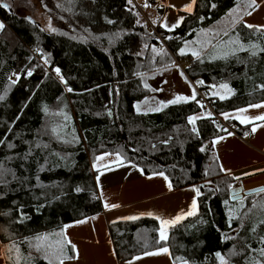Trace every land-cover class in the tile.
<instances>
[{
	"label": "trees",
	"instance_id": "16d2710c",
	"mask_svg": "<svg viewBox=\"0 0 264 264\" xmlns=\"http://www.w3.org/2000/svg\"><path fill=\"white\" fill-rule=\"evenodd\" d=\"M135 2L41 0L43 11L57 30L52 32L41 31L38 23L0 6V21L5 25L0 31V95L4 96L0 101V141H4L0 143V164L10 169L0 182V239L4 245L10 239L20 244L25 257L31 254L35 258L33 264L47 261L23 242L25 237L32 241L37 234L59 231L66 224L103 212L91 164L105 152L120 153L124 163L140 167L145 175L163 171L175 189L196 185L202 192L199 212L169 228L166 241L159 240L158 225L151 220L114 226L121 259L166 246L175 262L219 264L215 252L228 257L234 245L236 251L242 246L241 240L223 239L222 234L251 235L248 224L238 228L237 219L232 220L231 229L228 227V207H238V203L231 200L232 189L227 184L234 187L238 181L219 172L211 141L230 131L240 136L250 133V126L222 122L219 116L264 101V88L260 87L264 84V53L250 57L241 51L227 58L210 59L216 51L211 49L202 56L203 62L178 53L184 41L193 40L201 29L225 17L238 0H196L195 11L171 32L153 23L145 8ZM213 2L217 4L215 9L209 7ZM157 11L162 17L164 10ZM105 17L115 23L108 24ZM116 33L120 35L114 36ZM237 35L245 45L257 40L243 25L223 40ZM42 54L47 56L48 65L41 59ZM176 60L189 61L184 71L199 90L201 95L196 99L204 107L190 100L157 113H138L135 105L148 94L142 77ZM56 67L61 69L67 86L54 73ZM27 68L33 69L31 76L25 74ZM13 73H20L15 84ZM221 83H228L231 97L221 100L209 93L211 85ZM67 87L73 91L68 92ZM205 100L212 110L206 108ZM44 106L49 109L47 115ZM209 112L211 117H207ZM193 114L206 117L196 121L199 135L190 131L192 125L187 121ZM54 124L60 125L55 134L51 133ZM169 137L167 145L160 143ZM201 147L205 151H200ZM206 180L211 183L205 184ZM77 187L80 192L75 191ZM216 187L221 191L213 194ZM257 196L264 204L262 192L245 196L246 207L240 209L241 215L252 207V199ZM225 199L230 202L228 207L223 203ZM21 212L27 217L23 223L18 222ZM251 243L257 246L255 240ZM5 264L12 262L5 260ZM231 264H243L241 256H232Z\"/></svg>",
	"mask_w": 264,
	"mask_h": 264
},
{
	"label": "crops",
	"instance_id": "0c3cea01",
	"mask_svg": "<svg viewBox=\"0 0 264 264\" xmlns=\"http://www.w3.org/2000/svg\"><path fill=\"white\" fill-rule=\"evenodd\" d=\"M153 1L154 3L150 4V0H147L150 10L152 9L154 11L159 8L164 10L162 17H160L159 26L167 32L174 31L176 28L180 27L184 20L178 27L172 30L162 27V24L167 23L171 26L180 16H183L185 19L188 14L194 12L196 6L195 3L193 11L188 13L181 9L184 5L189 3V0ZM138 2L145 7L146 0H139ZM259 2L260 0L258 3ZM173 5L175 7H172ZM262 7H264V3H261L260 8L253 11L252 15L244 16V20L247 21L254 16L257 17L256 14ZM253 22L254 25L264 24V20L262 21L260 16ZM200 32L201 31L198 33ZM200 37H203V35L198 34L189 42L202 41ZM221 37H225L222 35V32L221 36L216 41L215 39L217 37L212 39L213 43H218ZM209 50H211V46L204 50L203 55ZM184 57L194 58L191 53H187ZM188 62L189 61H185L184 65L186 66ZM178 65L183 66L181 63ZM185 75L187 76L186 72ZM232 95L233 91L229 92L226 98ZM255 104H261L262 106L259 108L248 107L249 105L242 107L246 109L243 113L237 112V109L228 111L226 112L229 114L228 119H225L223 115L219 116L222 122L234 121L242 126H250V133L247 136H240L230 131V133H232L231 136L228 135V132L223 135L224 139L219 140L214 146L220 165L222 164L225 168L231 169L232 174L237 176H240L244 172L250 173L248 176H241V179L237 183L239 187H243L245 190L246 188L264 186V171H258V169H264V121L252 119L254 116L264 114V101ZM237 115L248 117V122L243 124L240 123V121L235 118ZM255 125L260 126L257 127L255 133H252L251 128ZM111 156L116 157V155ZM99 161L104 163L97 169L93 168V163ZM114 161H116L114 158H105V156H103L101 160L95 159L91 164L103 212L98 215L87 217L88 219L86 222L82 224H75V222L66 224L70 226L65 229V233L68 238L77 245L79 259L76 261H66L65 264H127L128 261H131L132 264H183L184 261L175 262L169 248L170 255L162 253L153 256H143L142 253L136 255L141 257L139 260H133L134 256L128 259H121L117 253L113 236V227L123 223H136L141 220H151L157 223L158 228H160V221L155 218L156 216L169 220L180 214L181 210L184 212L190 210L192 199L195 196V193L192 191V185L179 189L173 187L172 190H168L163 177L145 175L143 171L141 172L140 167L136 165L133 167L134 164L124 163L122 161L120 165H117ZM224 175L228 174L224 173ZM97 176L100 177L99 181L96 180ZM198 198L199 197H196V213L192 216H184L178 223L167 226L166 233L169 228L192 218L199 212ZM105 202L109 205L117 204L119 207L105 208ZM147 212H152L153 216L141 215V213ZM127 216H136L137 219H121ZM92 217L95 218L92 219ZM59 231H54L53 234ZM3 245L0 239V247H3ZM69 254H71L70 251ZM0 264H5L3 256H0ZM188 264L190 263L188 262Z\"/></svg>",
	"mask_w": 264,
	"mask_h": 264
},
{
	"label": "snow or ice",
	"instance_id": "6c2138e0",
	"mask_svg": "<svg viewBox=\"0 0 264 264\" xmlns=\"http://www.w3.org/2000/svg\"><path fill=\"white\" fill-rule=\"evenodd\" d=\"M92 2H95V0H92ZM128 3L131 4L132 0H128ZM196 0H189V3L184 5L182 7V11L191 13L193 11V6L195 5ZM261 3H264V0H260L258 3V0H244V7L243 10L241 9L239 0L235 4L234 7L229 8L227 12L225 13V16L229 18L228 20V26L224 30H222V35L223 36H229L230 32H234L236 28L239 25H243L244 28L252 30V34L257 36V40H249L247 45L240 40L239 36L237 35L235 39L229 38L228 40H223L221 37L220 41L218 43H213L212 39H205L203 42L197 41L196 43L199 44L200 50L196 49H191V55L196 58L197 60L202 61V55L204 54V50L207 49L209 46H211V49L213 50H219L223 48V52L219 54V58H227L229 55H236L238 52L245 51L249 54L250 57H256L261 53H264V24H250L246 20H244V16H250L252 15V12L255 11L256 9L260 8ZM4 8H9L10 6L8 4H2L0 5ZM147 0L145 2V7H148ZM45 7H47L45 5ZM57 7H61V5H57ZM172 7H175L174 5ZM210 8L215 9L217 7L216 3H210L209 5ZM70 10V9H66ZM138 15V13H137ZM27 20H29L32 23H35L34 21L31 20V17H26ZM106 22L108 24H114L115 21L111 19H107L105 17ZM201 21H203L204 17H199ZM184 20L183 16H180L177 18L175 23H173L171 26H169L167 23L162 24V27L169 28V30H172L180 25V23ZM155 22V21H154ZM139 23V21H137ZM5 28V25L3 22H0V30H3ZM48 28L50 31H57L55 28L51 27V24L49 23ZM43 31V29H41ZM202 32L205 33L207 36V33L209 31H214L216 36H221V32L217 30H206V29H201ZM66 35V33H65ZM119 33L114 34V36H119ZM75 39V37H73ZM166 39H171V37H165ZM260 41V42H257ZM189 41H184V47L178 48V53L179 55H185V48L188 47ZM144 47H148V45H144ZM37 52H40L41 50L39 48L36 49ZM153 52H156L157 49L155 47L152 48ZM161 52L164 50L161 49ZM137 55H142V53H137ZM217 55H211L210 59H216ZM31 59V58H29ZM41 59L43 60L45 65L49 64V60L47 56L41 55ZM174 63V62H173ZM178 67V66H177ZM25 71V74L27 76H31L33 74V69L32 68H27ZM54 73L56 76L59 78L61 83H64L67 86V81L64 78V76L61 74V69L59 67H56L53 69ZM181 76L184 77V73L181 71ZM47 75V73H45ZM13 76L16 77V79L12 80V83L15 84L17 80L20 78V73H13ZM187 79L186 77H184ZM196 83H203V81H196ZM146 88L149 87V85L145 84L144 85ZM213 88H216L217 85H212ZM221 89H226L228 92H231L232 90L229 89V86L227 83H221L219 86ZM261 88H264V84L260 85ZM68 92H72L73 89L71 87H67L66 89ZM162 89H154V91H159ZM196 91L195 88H192V95L191 96H186V95H180L177 94L175 95L172 99H169L167 101H159V106L157 107H150L147 110L148 111H161L162 107H165L167 105H174L178 104L180 102H188L189 100H195L196 104L199 105L201 108L204 107V105L201 103L200 100L196 99ZM213 95H219V93H213ZM219 98L221 100L225 99L226 97L224 95H219ZM147 99V98H146ZM4 100V96L0 95V101ZM261 104H250L248 107L252 108H259L261 107ZM43 112L45 115L49 113V109L47 106L43 107ZM137 112H139L141 109L139 107V104L136 106ZM237 112L243 113L246 111V109H237ZM99 114V113H98ZM211 113H207V117H211ZM221 115L224 116L225 119L229 118L228 113H221ZM206 117L200 116V115H189L187 117L188 124L192 125V128L190 131L192 133H196L199 135V131L197 129L196 121L199 119H204ZM237 120L240 121V123H247L248 122V117L242 116V115H237L235 117ZM65 119H67V116L65 115ZM252 119L255 120H261L264 121V114L254 116ZM214 124L216 123L214 120L212 121ZM260 125H255L251 128V132L255 133L257 130V127ZM60 125L54 124L51 127V133L55 134L58 132V128ZM219 127V126H218ZM221 131H227L226 129H220ZM45 134H48V129L47 127L45 128ZM249 133L245 132L244 135L247 136ZM229 136L232 135V133H228ZM169 139L162 140L160 143L167 145L169 143ZM223 136H216L214 139L211 141V145L214 147L216 143L219 140H223ZM0 143H4V141H0ZM9 147H12L11 144L8 145ZM153 148L156 146L153 144ZM200 151H205L204 147H201ZM112 155L111 153H103L102 156H97L95 159L96 160H101L103 156H109ZM117 159L114 161L117 165H120L123 161V158L120 156V153L115 154ZM218 159V157H216ZM135 167V165H133ZM93 168H97V165L95 162L93 163ZM143 169H141V172ZM258 171H264V169H258ZM10 172V169H7L3 166V164H0V182H3L4 176ZM219 172L221 173H226L231 176L232 180L239 181L241 179V176H248L250 173L244 172L240 176L232 174V170L229 168H225L222 164L219 166ZM14 175V174H13ZM153 176H160L163 177V179L166 182V186L168 190H172L173 184L169 177L163 172V171H158L154 172L152 174ZM151 178V177H150ZM100 177L97 176L96 180L99 181ZM211 181H205V184H210ZM228 189H232V194H231V200L236 201L238 203V207H228L229 206V200L225 199L223 201L224 205L228 207V227L231 229L232 225V220L237 219L239 221L238 228L244 229L245 225L248 224L249 227L247 228V231L251 234L250 236L247 237H240L239 234L237 233L234 236H227L222 234L223 239H237L241 240L242 246L240 247L239 251H236V246H233V249L229 250V255L226 257L223 255L221 252L217 251L215 252V256L219 261V264H231V257L239 255L241 256L243 260V264H264V204L257 205L256 203L252 204V207L249 208L246 212L243 213V215L240 214V209H244L246 205L244 204V197L238 194L234 188L232 183L227 184ZM76 192H80L81 188L77 187L75 189ZM192 191L195 193V196L192 199L190 210L187 212H184L181 210V213L176 215L173 219L165 220L162 219L160 216H156L155 218L160 221V228L158 229L159 231V240H167V233H166V227L169 225H174L178 223L181 219L184 218V216H192L196 213L197 211V200L196 197H200L202 195V192L200 190V187H197L196 185H192ZM213 191V194L216 192H220L221 189L219 187H216ZM253 191L257 192H262L264 193V188L256 189ZM42 207V205H41ZM105 208H116L119 207L117 204H111L109 205L107 202L104 204ZM255 210V211H254ZM141 215H148V216H153L152 212H147V213H141ZM27 217L25 216L24 213L21 212L20 214V219L19 223H23L24 219ZM95 217H92L94 219ZM88 218H85L84 220H76L75 224H82L85 223ZM121 219H126V220H135L137 219L136 216H127V217H122ZM70 225H64L63 228L57 233L54 234H37L35 237H33V240L30 241L27 237L24 238V243H28L29 247L35 248V251L40 254L43 258V260L47 261V264H65L66 261H76L79 259V252L77 249V245L71 241V239L68 238V236L65 233V229L69 227ZM259 229V230H258ZM235 231V230H233ZM50 235H55L59 237L58 239L51 240L49 237ZM255 240L256 242V247L252 246L251 241ZM35 241V243H33ZM159 242V241H158ZM144 245L145 248H147L148 243L147 240H144ZM70 246V247H69ZM69 251L71 254H69ZM162 253H169V249L166 246H161L156 248L154 251H147L145 250L143 252V256H153V255H159ZM0 256H3L5 260H9L12 262V264H33V260L35 259L31 254H29L28 257H25L23 253L20 251V244H17L13 240H9V244L3 245V247H0ZM141 259L140 256H134L133 260H139ZM127 264H132L131 261H128ZM183 264H188V261H184Z\"/></svg>",
	"mask_w": 264,
	"mask_h": 264
},
{
	"label": "rangeland",
	"instance_id": "374dc122",
	"mask_svg": "<svg viewBox=\"0 0 264 264\" xmlns=\"http://www.w3.org/2000/svg\"><path fill=\"white\" fill-rule=\"evenodd\" d=\"M133 1H134V3H136L135 0H133ZM136 1L140 6H143L141 3L138 2L139 0H136ZM239 3L241 6V9L243 10L244 0H239ZM2 4H8L10 6L9 9H11L12 11H15V13H17L20 16L31 17V20H33L35 23H38L40 25V27L47 32H52L48 28L49 23L51 24L52 28H55L54 22L45 14V12L43 11V9L41 7V0H0V5H2ZM144 8H145V12L148 14L151 21L153 23L159 25L160 14L158 13L157 9H155L154 11L152 9L150 10L149 6L144 7ZM256 15H257V17L260 16L262 18V21H263L264 20V7H262L257 12ZM257 17L254 16V17H252V19L251 18L248 19L247 22L250 24H253L254 23L253 21H255V19ZM228 20H229V18L225 16L221 20L216 22L215 24L206 28V30H217V31L222 32V30L227 28ZM198 34L203 35V37H200V38H202L201 42H203L205 39H214L217 37L215 39V41H216L220 37V36L219 37L216 36L214 31H209L207 33V36L202 31L200 33H197V35ZM194 42H197V41H194ZM194 42H190L188 47L185 48L186 54L191 53V49L200 50L199 44L194 43ZM164 48H166V47L164 46ZM223 50H224L223 48L216 50V51L212 52V55H217V58H219V54L222 53ZM180 56L184 57V55H180ZM178 64H180V62H178L176 60L173 64L170 63L165 68L163 67L160 71H155L150 75H146V76L142 77L143 86L145 84H147V85H149V87L146 88L144 86V88H146L148 94L146 95V97L142 101H140L139 103H137L135 105V109H136V106L138 104H139V107L141 109L138 113L148 114V113L160 112V111H148L147 109L150 107H157V106H159V101H167L169 99H172L177 94L191 96L192 95V88H195L197 95L200 94L199 90L194 86V84L185 75L184 63L183 62L181 63V64H183V66H181V65L179 66ZM181 71L184 73V77H186L187 79H185L184 77L181 76V74H180ZM199 85H200V87L202 86L201 84H198V86ZM227 85H228V83H227ZM154 89H162V90L154 91ZM209 91L211 92L212 97L217 96V98H219V95H224L225 97H227L229 94L228 90L221 89L218 86L216 88H213L212 85L210 86ZM203 92H204V94L206 93L204 90H203ZM214 92L219 93V95H213ZM197 95H196V98H197ZM180 103H182V102H180ZM168 106H170V105L162 107V110ZM105 158H114V160L117 159V157H112L111 155L105 156ZM103 163L104 162L99 161L95 164L97 165V168H98ZM237 187H239L238 184L234 185L233 188H237ZM250 189H252V188H246V190H250ZM251 203L252 204L256 203L257 205H260L259 197L257 196L255 198H253ZM47 234H53V232H49ZM49 238L51 240L57 239L55 235H50ZM33 249H35V248H33Z\"/></svg>",
	"mask_w": 264,
	"mask_h": 264
},
{
	"label": "water",
	"instance_id": "95a60500",
	"mask_svg": "<svg viewBox=\"0 0 264 264\" xmlns=\"http://www.w3.org/2000/svg\"><path fill=\"white\" fill-rule=\"evenodd\" d=\"M260 188H264V186H260V187H257V188H252L250 190H245L243 187H237V188H234V190L238 194H240L241 196L245 197V196H251V195L260 193V192H257V191H253V190H256V189H260ZM232 191L233 190H231V194H232Z\"/></svg>",
	"mask_w": 264,
	"mask_h": 264
},
{
	"label": "built area",
	"instance_id": "2783aa9c",
	"mask_svg": "<svg viewBox=\"0 0 264 264\" xmlns=\"http://www.w3.org/2000/svg\"><path fill=\"white\" fill-rule=\"evenodd\" d=\"M158 37H159V36H158ZM159 42H160V44H161L163 47L165 46V47L167 48L166 42H165L161 37H159ZM205 106H206L207 109L212 110V107H211L210 103H209L208 101H206V100H205Z\"/></svg>",
	"mask_w": 264,
	"mask_h": 264
}]
</instances>
